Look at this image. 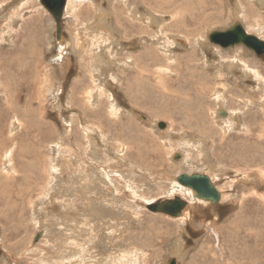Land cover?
<instances>
[{
  "label": "rangeland",
  "instance_id": "1",
  "mask_svg": "<svg viewBox=\"0 0 264 264\" xmlns=\"http://www.w3.org/2000/svg\"><path fill=\"white\" fill-rule=\"evenodd\" d=\"M237 1L68 0L60 53L40 0H0V264H264V54L208 38L239 22L264 41V2L240 0L237 20ZM148 50L147 80L180 98L132 91ZM182 174L220 202L195 203ZM175 197L180 217L147 209Z\"/></svg>",
  "mask_w": 264,
  "mask_h": 264
},
{
  "label": "water",
  "instance_id": "2",
  "mask_svg": "<svg viewBox=\"0 0 264 264\" xmlns=\"http://www.w3.org/2000/svg\"><path fill=\"white\" fill-rule=\"evenodd\" d=\"M42 5L52 15L56 24V39L63 42L62 36V20L68 0H40ZM211 44L218 45L222 48H235L243 45L248 50L261 56L264 54V41L255 35L248 34L241 23L234 24L226 31H213L209 34ZM165 124H160V128L164 129ZM177 182L193 192L197 199L209 201L212 204H218L221 195L217 187L207 176L195 174H182L177 176ZM188 207V202L182 198L163 199L155 203L147 205V209L157 214H164L172 218L180 217ZM38 241V239H36ZM173 264V263H171Z\"/></svg>",
  "mask_w": 264,
  "mask_h": 264
},
{
  "label": "bare ground",
  "instance_id": "3",
  "mask_svg": "<svg viewBox=\"0 0 264 264\" xmlns=\"http://www.w3.org/2000/svg\"><path fill=\"white\" fill-rule=\"evenodd\" d=\"M70 1V0H69ZM163 1V0H162ZM169 1V0H168ZM179 1V0H178ZM236 1V0H235ZM258 2H261V3H263L264 2V0H257ZM158 2V1H157ZM166 2V1H165ZM173 3H174V1H172ZM238 2H240V0H238L237 2H236V5H235V7H233V9H234V12H235V14H234V16H236V18H237V20H239V18H238V8H240V7H238L237 6V3ZM156 3V2H155ZM160 3V2H159ZM169 3V2H168ZM185 3H187V2H185ZM202 3H203V1H202ZM166 4H167V2H166ZM187 4H189V3H187ZM194 4H196V2L194 3ZM205 4V3H204ZM68 5H69V2H68ZM68 5H67V8H68ZM168 5H170V4H168ZM168 5H167V7H168ZM198 5V4H197ZM239 5V4H238ZM164 6H166V5H164ZM195 6V5H194ZM188 7V6H187ZM198 7V6H197ZM191 8H192V6H191ZM201 8H202V6H201ZM195 9V8H194ZM206 9V8H205ZM192 10V9H191ZM200 10V9H199ZM202 10V9H201ZM203 12V11H202ZM64 13H65V11H64ZM3 14V13H2ZM154 14V13H153ZM201 14V13H200ZM1 16V15H0ZM150 16H153L152 14H150ZM155 16V15H154ZM156 17V16H155ZM199 17V16H198ZM202 17V16H201ZM200 18V17H199ZM187 20V19H186ZM207 20V19H206ZM192 22H194V21H192ZM204 22V21H203ZM206 22V21H205ZM175 23H176V21H175ZM208 23V22H207ZM32 24V23H31ZM209 24V23H208ZM207 25V24H206ZM204 26V25H203ZM173 27H175V26H172V28ZM184 27V26H183ZM207 27V26H206ZM245 29V28H244ZM247 32V31H246ZM248 33V32H247ZM38 34V33H37ZM249 34V33H248ZM36 36V35H35ZM33 42V41H32ZM60 45H62V46H60V53H62V51L65 49L64 47H65V41H63V42H60L59 43ZM67 46V45H66ZM34 51V50H33ZM152 53V51H149L148 50V52L146 51L142 56H141V59L142 60H144L146 63V65L144 64L143 65V67L142 68H140V67H138L137 66V68H136V71H135V74H137V76L135 77V82L133 83V85H132V87H133V90L132 91H134V92H137V94L139 95V93L140 92H142L143 94L142 95H146V94H144V90L145 91H147L148 89H149V87H150V91L152 92V90L151 89H153V88H156V89H158L161 93L163 92L164 93V95H162L163 96V98H166V97H176V96H178L179 97V95L180 94H178L177 93V91H175V93L174 92H172L169 96H167V93H170L171 92V88H167V87H162L161 86V84H157V83H155V84H153V82L151 83V81H148L147 79H149L150 80V77H151V72H152V69H151V65H154L156 62L154 61V60H156V59H158V60H162V59H159L160 58V56H158V57H155L154 55H152L151 54ZM30 55H31V53H30ZM64 55V54H63ZM24 56V55H23ZM14 57H16L17 58V60L18 61H22V59H21V54H18L17 56H15L14 55ZM64 58V57H63ZM62 59V58H61ZM148 61H151V62H148ZM11 62H13V64H16V66H17V71L19 72L20 70H22V69H19V64L17 63V61L16 60H11L10 62H9V64L11 63ZM148 62V63H147ZM21 64H22V62H21ZM156 65V64H155ZM64 66V65H63ZM66 66V65H65ZM177 68H179V66H177ZM23 71V70H22ZM158 71V70H157ZM165 73H167V72H165ZM146 76V77H145ZM145 77V78H144ZM184 79H187V78H185V77H182V76H180V74H179V78H178V80H180V81H183ZM187 80H192V79H187ZM173 82V81H172ZM192 83H193V81H192ZM6 88V87H5ZM5 88H4V91H5V94L6 93H8L9 91H8V89L7 90H5ZM202 90H204V89H202ZM197 90H195V92H196ZM215 92V91H214ZM199 93V92H198ZM203 93V92H202ZM205 93V92H204ZM223 93V92H222ZM33 94V93H32ZM173 94V95H172ZM196 94V93H195ZM213 94H215V93H213ZM142 95H141V97H142ZM175 95V96H174ZM147 96V95H146ZM202 96V95H201ZM141 97L139 96V97H137L138 99H141ZM190 95L189 94H186L185 95V102H186V104L188 103V102H190ZM143 98V97H142ZM180 98V97H179ZM205 98V97H204ZM236 98V97H235ZM177 99V98H176ZM180 100H178V102H179ZM181 102H182V100H181ZM184 102V101H183ZM184 104V103H183ZM251 104V103H250ZM189 105V104H188ZM196 105H197V103H196ZM195 105V106H196ZM186 106V105H185ZM191 106V105H190ZM246 106V105H245ZM11 107V106H10ZM167 108H170L168 105H166V108L165 109H163V110H167ZM196 108H198V106L196 107ZM195 108V109H196ZM208 109V108H207ZM224 109V108H223ZM8 112H9V109H6L5 107L4 108H0V117H2V118H4L5 116H7V114H8ZM12 112H14V113H16V118H17V123L15 124V126L16 127H19V128H21L22 129V131H25L27 134H29V135H32V131H31V129L29 130V127H26V121H25V117H24V115H23V113L22 112H19V109L18 110H14V108H12ZM176 112V111H175ZM177 112H179V111H177ZM25 113V112H24ZM198 113V112H197ZM211 113V112H210ZM13 114V113H12ZM28 114V113H27ZM181 114H182V112H181ZM189 114V113H188ZM199 114L201 115V117H202V115L204 114L203 113V111L201 112H199ZM198 114V115H199ZM225 114V113H224ZM197 115V116H198ZM220 115H222V114H220ZM21 116H22V118H21ZM187 117V116H186ZM13 118H15V117H13ZM194 118V117H193ZM232 119H237L238 118V116H237V114L235 115V114H232V117H231ZM184 119H186V118H184ZM172 120V119H171ZM191 121H194V120H191ZM229 121H231V120H229ZM196 122V121H195ZM25 123V124H24ZM7 124V123H6ZM14 125V124H13ZM187 126V125H186ZM2 127H4L3 126V123H1V121H0V149L2 148V146L3 147H7L8 146V144L10 145V140H8V141H5V139H4V135H5V133H4V128H2ZM10 127V126H9ZM101 127V126H100ZM128 127V126H127ZM188 127V126H187ZM99 128V127H98ZM46 129V128H45ZM129 129V128H128ZM131 129V128H130ZM122 130V129H121ZM184 130V129H183ZM258 132V131H257ZM133 133H135V132H133ZM132 134V133H131ZM136 134V133H135ZM16 136H18V134H16L15 136H14V138L16 137ZM244 136V135H243ZM256 136H258V135H256ZM9 137V136H8ZM13 137V136H12ZM137 137V136H136ZM251 137V136H250ZM261 137V136H260ZM13 138V139H14ZM23 139V138H22ZM24 139H26V140H29L28 139V135H27V137L26 138H24ZM121 139V138H120ZM7 140V139H6ZM122 140V139H121ZM11 141H13V140H11ZM8 143V144H7ZM134 144V143H133ZM136 145H138V144H136ZM153 145H154V143H153ZM157 146V145H156ZM246 146V145H245ZM31 147H33V145L31 146ZM123 147V146H122ZM221 147H223V146H221ZM130 148L132 149V147L130 146ZM155 148V147H154ZM8 153V152H7ZM6 154V153H5ZM245 155V154H244ZM223 158V157H222ZM224 159V158H223ZM11 160H13V158L11 159ZM15 160V159H14ZM254 160V159H253ZM231 163V162H230ZM13 164V163H12ZM240 164V163H239ZM232 168V167H231ZM13 171L15 170V168H13L12 169ZM10 172V171H9ZM108 172V171H107ZM116 172H118L117 170L115 171V170H111L108 174V176H106L107 177V179L106 180H108L107 182H112L113 183V181H115L114 179H116V178H114V176H116L117 177V174H115ZM7 173V172H6ZM5 173V174H6ZM115 174V175H114ZM112 175H113V177H112ZM12 176V175H11ZM30 176V175H29ZM31 177V176H30ZM6 178V177H5ZM12 178V177H11ZM10 178V179H11ZM118 178V177H117ZM119 179H120V177H119ZM27 180V179H26ZM30 180V179H29ZM158 180L159 181H162V180H167V181H170L171 180V176H168V177H160L159 178V176H158ZM176 183H178L177 182V177H174V179H173ZM9 181V180H8ZM10 182V181H9ZM118 182V181H117ZM32 183V182H31ZM9 184V183H8ZM8 184H7V186H8ZM29 184V183H28ZM10 185H11V183H10ZM9 185V186H10ZM12 185H13V183H12ZM16 186V185H15ZM14 185H13V187H15ZM18 186V185H17ZM30 186V185H29ZM3 188H6V185L5 186H3V187H0V195L1 196H4L5 198L7 197H9L10 195L9 194H11L9 191V189H7V188H9V187H7L6 188V192L4 193V190H3ZM13 189V188H12ZM120 190V189H119ZM12 192V191H11ZM29 192H30V190H28V194H29ZM13 193V192H12ZM26 193H27V189H26ZM192 193V192H191ZM19 194V193H18ZM193 194V193H192ZM192 194H191V196H192ZM13 195V194H12ZM23 195V194H22ZM193 196H194V194H193ZM23 197V196H22ZM195 197V196H194ZM193 197V198H194ZM12 198V197H11ZM195 198H197V197H195ZM124 199V198H123ZM11 200V199H10ZM142 200V199H141ZM193 200V199H192ZM198 200H200V199H194V202L195 203H197V201ZM200 201H202V202H204V200H200ZM140 202V201H139ZM193 202V203H194ZM205 202H209V201H205ZM243 202V201H242ZM193 203H191L190 202V209L188 210V211H186V213H185V215H187L188 213H191V210H193V209H195V207H194V205H191V204H193ZM245 203V202H244ZM152 204V203H151ZM207 205V204H206ZM188 208V207H187ZM186 208V209H187ZM185 209V210H186ZM185 212V211H184ZM229 225V224H228ZM233 228V227H232ZM237 228V230H238V227H235L234 229H236ZM233 229V230H234ZM234 237V236H233ZM245 257V256H244ZM243 259V258H242Z\"/></svg>",
  "mask_w": 264,
  "mask_h": 264
}]
</instances>
